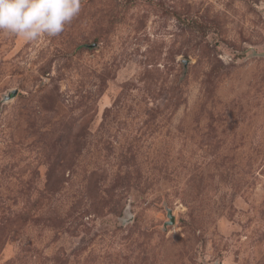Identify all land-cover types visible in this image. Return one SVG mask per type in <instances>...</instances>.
I'll use <instances>...</instances> for the list:
<instances>
[{
  "label": "rangeland",
  "instance_id": "374dc122",
  "mask_svg": "<svg viewBox=\"0 0 264 264\" xmlns=\"http://www.w3.org/2000/svg\"><path fill=\"white\" fill-rule=\"evenodd\" d=\"M81 4L0 32V264H264V0Z\"/></svg>",
  "mask_w": 264,
  "mask_h": 264
},
{
  "label": "clouds",
  "instance_id": "9594fccd",
  "mask_svg": "<svg viewBox=\"0 0 264 264\" xmlns=\"http://www.w3.org/2000/svg\"><path fill=\"white\" fill-rule=\"evenodd\" d=\"M81 0H0V32L35 41L55 37L78 16Z\"/></svg>",
  "mask_w": 264,
  "mask_h": 264
},
{
  "label": "water",
  "instance_id": "95a60500",
  "mask_svg": "<svg viewBox=\"0 0 264 264\" xmlns=\"http://www.w3.org/2000/svg\"><path fill=\"white\" fill-rule=\"evenodd\" d=\"M168 217L170 218L171 221H173V217L170 215V212H168Z\"/></svg>",
  "mask_w": 264,
  "mask_h": 264
}]
</instances>
